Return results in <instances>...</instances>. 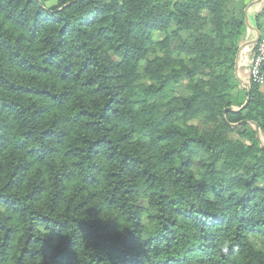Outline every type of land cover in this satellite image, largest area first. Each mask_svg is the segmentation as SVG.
I'll return each mask as SVG.
<instances>
[{"label":"trees","instance_id":"1","mask_svg":"<svg viewBox=\"0 0 264 264\" xmlns=\"http://www.w3.org/2000/svg\"><path fill=\"white\" fill-rule=\"evenodd\" d=\"M252 2L0 0V264H264Z\"/></svg>","mask_w":264,"mask_h":264},{"label":"crops","instance_id":"2","mask_svg":"<svg viewBox=\"0 0 264 264\" xmlns=\"http://www.w3.org/2000/svg\"><path fill=\"white\" fill-rule=\"evenodd\" d=\"M263 10H264V0H253L252 4H250L247 9V12H249L250 18L254 19V17L258 15L260 12H262ZM253 32H254V35L252 34L251 36L252 37L256 36V39H257L258 34L255 28ZM253 42L246 43L243 48L250 46ZM253 57H254L253 52H251L250 50H245L241 61L239 59L238 68L236 66V74L241 83L240 90L246 89V86L249 85V82L251 81L250 70H251ZM262 92L264 91L262 90Z\"/></svg>","mask_w":264,"mask_h":264},{"label":"built area","instance_id":"3","mask_svg":"<svg viewBox=\"0 0 264 264\" xmlns=\"http://www.w3.org/2000/svg\"><path fill=\"white\" fill-rule=\"evenodd\" d=\"M251 80L254 84L264 86V38H261L256 47L251 70Z\"/></svg>","mask_w":264,"mask_h":264},{"label":"water","instance_id":"4","mask_svg":"<svg viewBox=\"0 0 264 264\" xmlns=\"http://www.w3.org/2000/svg\"><path fill=\"white\" fill-rule=\"evenodd\" d=\"M246 12H247V10H246ZM257 39L253 42V44H255V43H258L259 42V40L261 39V34L259 33V32H257ZM238 62H239V58H238V61H237V68H238ZM246 89H247V91H248V99H247V103L245 104V106L241 109V110H243L246 106H247V104H248V102H249V97H250V87H249V85H247L246 86ZM230 110H232V109H230ZM257 128H259L258 126H257ZM259 138H260V134H259ZM261 139V138H260Z\"/></svg>","mask_w":264,"mask_h":264},{"label":"rangeland","instance_id":"5","mask_svg":"<svg viewBox=\"0 0 264 264\" xmlns=\"http://www.w3.org/2000/svg\"><path fill=\"white\" fill-rule=\"evenodd\" d=\"M263 38H264V31H263ZM261 89L264 91V86H262Z\"/></svg>","mask_w":264,"mask_h":264}]
</instances>
